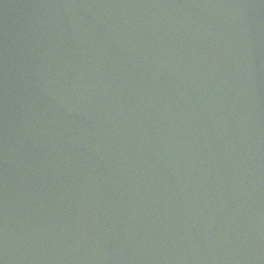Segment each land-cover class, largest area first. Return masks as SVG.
Segmentation results:
<instances>
[{
	"label": "water",
	"instance_id": "obj_1",
	"mask_svg": "<svg viewBox=\"0 0 264 264\" xmlns=\"http://www.w3.org/2000/svg\"><path fill=\"white\" fill-rule=\"evenodd\" d=\"M0 264H264V0H0Z\"/></svg>",
	"mask_w": 264,
	"mask_h": 264
}]
</instances>
